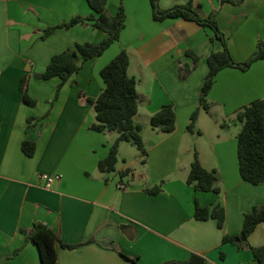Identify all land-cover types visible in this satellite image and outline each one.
Returning a JSON list of instances; mask_svg holds the SVG:
<instances>
[{
  "label": "crops",
  "instance_id": "0c3cea01",
  "mask_svg": "<svg viewBox=\"0 0 264 264\" xmlns=\"http://www.w3.org/2000/svg\"><path fill=\"white\" fill-rule=\"evenodd\" d=\"M191 1L161 0L160 5L169 9ZM194 3L202 6L204 16L218 12L236 63L246 62L264 41V0ZM124 7L120 41L84 63L54 102L60 79L36 76L55 55L76 44L99 45L106 34L80 24L41 40L48 27L89 16L86 0H0V264H42L38 247L29 240L38 223L59 238L56 264H167L185 262L192 254L203 256L207 264H259L251 248L264 247V223L247 242L240 241L245 242L241 247L223 239L240 237L245 214L264 206V184L252 185L240 175L242 127L228 125L242 109L264 98V61L247 72L227 68L218 74L207 98L211 107L200 112L196 137L187 126L199 106L208 58L223 51V44L195 22H155L150 0H125ZM107 8L116 15L120 0H109ZM122 51L129 54V75L138 81L134 122L143 127L148 157L143 163L140 152L132 151L135 146L123 142L115 172L102 173L98 165L119 135L90 130L97 120L88 99L105 89L100 72ZM188 51L200 61L181 81L179 69L194 64ZM25 74L31 75L35 107L22 102L19 82ZM168 104L174 106L177 122L175 131L165 134L151 126V119ZM31 118L35 120L28 123ZM25 140L37 143L32 158L22 151ZM195 153L206 170L217 172L220 194L197 193L187 184ZM139 161L140 172L131 168ZM126 170L133 181L122 176ZM42 174L60 179L47 190ZM123 184L127 190L119 188ZM155 188L160 191L151 193ZM196 199L203 208H224L223 229L213 219H195ZM63 244L81 246L70 250Z\"/></svg>",
  "mask_w": 264,
  "mask_h": 264
},
{
  "label": "trees",
  "instance_id": "16d2710c",
  "mask_svg": "<svg viewBox=\"0 0 264 264\" xmlns=\"http://www.w3.org/2000/svg\"><path fill=\"white\" fill-rule=\"evenodd\" d=\"M92 13L89 16H75L69 21L56 26L48 27L41 37V40L55 35L60 31H68L77 25L92 26L93 28L106 34V38L95 45L90 42L76 44L73 48H68L60 54L55 55L46 71L37 75L41 80L49 81L59 78L61 83L57 88L56 102L63 87L78 74L83 64L102 56L114 43L120 41L121 34L126 26V13L123 6H120L116 15H111L108 10L109 0H86ZM245 0H221L222 4H241ZM153 19L155 22H164L169 19H183L195 22L203 28L211 29L215 37L221 41L224 50L214 52L208 58L209 73L201 90L198 108L191 116L190 124L187 126L189 133L196 132V124L202 110L208 111L210 104L207 100L213 88L218 74L227 68H235L247 72L257 61H264V41H259L254 54L244 63H236L228 47V39L219 27L218 12H213L209 16H204L202 6L195 5L194 0L185 4L174 6L169 9H162L161 0H150ZM186 55L193 59V68L181 67L179 69V79L186 81L197 68L199 57L191 51ZM130 58L127 51L120 52L108 65L100 72L106 85L102 93L96 98L88 99L94 105L97 122L90 127V130L99 134L116 132L118 139L110 148L108 156L100 161L98 168L102 173H112L116 170L118 163L119 146L126 142L135 146L141 154L142 162H146L148 153L145 149L142 131L143 127L134 122L135 116L139 112L138 81L128 73ZM30 74L21 77L19 88L22 94L23 104L35 107L38 101L33 98L29 90ZM242 124V130L238 135V160L242 179L252 185L264 184V98L254 101L242 109L236 117ZM34 118L28 119L32 123ZM176 112L172 104L165 105L151 119V126L161 130L165 134L173 133L176 129ZM200 134V132L198 131ZM23 153L32 158L37 151V143L32 140H25L22 144ZM131 170H126L122 176H127ZM219 178L217 172L206 170L197 153L191 165L187 184L195 192H213L220 194L218 185ZM160 189H153L151 193L157 194ZM195 219L198 221H208L213 219L217 222L219 229H223L226 214L223 207L216 205L210 208L200 206L198 200L195 202ZM264 223V206H255L250 213L245 214L243 231L240 237L225 236L224 243L230 242L241 247L257 227ZM245 238V242H238V239ZM39 249L42 264H56L58 260L57 244L60 242L55 232L46 224L38 223L34 226L29 236ZM78 246L64 245V248L73 250ZM254 259L259 264H264V247L251 248ZM133 264H137L132 261ZM167 264H207L203 256L192 254L185 262H170Z\"/></svg>",
  "mask_w": 264,
  "mask_h": 264
},
{
  "label": "rangeland",
  "instance_id": "374dc122",
  "mask_svg": "<svg viewBox=\"0 0 264 264\" xmlns=\"http://www.w3.org/2000/svg\"><path fill=\"white\" fill-rule=\"evenodd\" d=\"M124 4H125V0H120V6H123L124 7ZM124 10H125V7H124ZM228 125L231 127V128H233V127H235L234 125H238L239 127H242L241 126V124L236 120V121H228ZM198 131H199V128L198 127H196V137L198 136ZM116 133V132H115ZM116 134H118V133H116ZM119 135V134H118ZM196 139H198V138H196ZM209 138L207 137V138H205V140H208ZM116 142V141H115ZM130 147V146H129ZM138 149L135 147L134 148V150H132L133 152L134 151H137ZM132 152V153H133ZM135 153V152H134ZM134 157H135V155H134ZM131 168H136L137 169V171L138 172H140V171H143L144 170V168H143V166H142V163H141V161H139V162H135L133 165H132V167ZM132 169V170H133ZM125 179H127V181H133L132 179H133V176L132 175H130V176H126L125 177ZM136 181H137V183L139 182L137 179H136ZM133 183V182H132Z\"/></svg>",
  "mask_w": 264,
  "mask_h": 264
},
{
  "label": "built area",
  "instance_id": "2783aa9c",
  "mask_svg": "<svg viewBox=\"0 0 264 264\" xmlns=\"http://www.w3.org/2000/svg\"><path fill=\"white\" fill-rule=\"evenodd\" d=\"M60 178L56 175H47V174H42L41 175V180L45 182V188L47 190H50L53 185L59 180ZM120 189L122 190H127V186L126 185H120L119 186Z\"/></svg>",
  "mask_w": 264,
  "mask_h": 264
},
{
  "label": "water",
  "instance_id": "95a60500",
  "mask_svg": "<svg viewBox=\"0 0 264 264\" xmlns=\"http://www.w3.org/2000/svg\"><path fill=\"white\" fill-rule=\"evenodd\" d=\"M241 240H245V238H242V239H238L237 241L240 242Z\"/></svg>",
  "mask_w": 264,
  "mask_h": 264
}]
</instances>
